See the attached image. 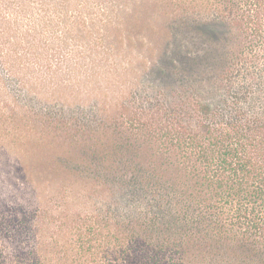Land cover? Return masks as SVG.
I'll return each mask as SVG.
<instances>
[{
	"label": "trees",
	"instance_id": "obj_1",
	"mask_svg": "<svg viewBox=\"0 0 264 264\" xmlns=\"http://www.w3.org/2000/svg\"><path fill=\"white\" fill-rule=\"evenodd\" d=\"M0 264H264V0H0Z\"/></svg>",
	"mask_w": 264,
	"mask_h": 264
},
{
	"label": "rangeland",
	"instance_id": "obj_2",
	"mask_svg": "<svg viewBox=\"0 0 264 264\" xmlns=\"http://www.w3.org/2000/svg\"><path fill=\"white\" fill-rule=\"evenodd\" d=\"M30 3V1H28L27 2V4H29ZM156 21H155V23H156V27H160V25H162L163 23H165L166 22V20H165V18L163 17V16H161V17H156ZM71 47V46H70Z\"/></svg>",
	"mask_w": 264,
	"mask_h": 264
}]
</instances>
